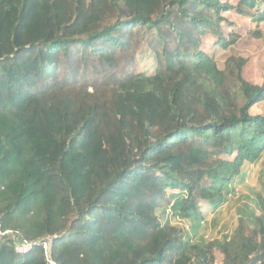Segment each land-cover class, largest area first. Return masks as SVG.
<instances>
[{"label": "trees", "instance_id": "1", "mask_svg": "<svg viewBox=\"0 0 264 264\" xmlns=\"http://www.w3.org/2000/svg\"><path fill=\"white\" fill-rule=\"evenodd\" d=\"M261 1L0 0V264H264L261 193L223 241L159 217L200 228L264 156V80L200 41L233 10L258 29Z\"/></svg>", "mask_w": 264, "mask_h": 264}, {"label": "rangeland", "instance_id": "2", "mask_svg": "<svg viewBox=\"0 0 264 264\" xmlns=\"http://www.w3.org/2000/svg\"><path fill=\"white\" fill-rule=\"evenodd\" d=\"M228 1L233 6H237L240 0ZM257 10H264V0L260 2ZM224 16L227 22L223 23L219 29L212 30L202 37L200 40L201 50L214 58L221 70H226L228 63L234 67L237 65V61L246 60L242 71L243 78L252 84L261 85L264 80V23L257 29L256 24L250 18L237 14L235 10ZM180 30L184 31V27ZM184 32H188V30ZM257 32L260 35H255ZM232 34L237 37L236 45L230 49L223 48L218 37L222 36L229 40ZM159 50L161 51V47ZM140 53L137 55L136 70L150 74L155 73L159 69V64L155 60L156 51L153 53V48L146 46ZM234 61L236 65L232 63ZM232 79L234 80V77ZM251 113L253 115L263 114L264 103L255 106ZM262 167L264 164L254 168L248 174V181L245 185L232 188L234 191L229 195L226 205L214 216H211L213 210L210 207L201 204L205 223L200 228L195 230L192 221L177 220L170 213L166 218L159 215L160 220L163 224L169 220L171 223L170 226H167L169 228L175 227L178 230L184 228L192 242L229 239L239 220H252L257 213L255 192L258 190L264 193V169ZM214 255L217 262L220 263L221 255L218 251H215Z\"/></svg>", "mask_w": 264, "mask_h": 264}, {"label": "built area", "instance_id": "3", "mask_svg": "<svg viewBox=\"0 0 264 264\" xmlns=\"http://www.w3.org/2000/svg\"><path fill=\"white\" fill-rule=\"evenodd\" d=\"M12 234L11 231H4L2 227V220L0 218V239L5 237L6 235ZM36 242L28 241V240H23L21 242H18L15 246V252L19 255H26L29 254L34 246L36 245ZM43 249L45 251V255L48 258L49 257V251H50V244L49 242H44L43 243ZM54 264V263H52Z\"/></svg>", "mask_w": 264, "mask_h": 264}, {"label": "crops", "instance_id": "4", "mask_svg": "<svg viewBox=\"0 0 264 264\" xmlns=\"http://www.w3.org/2000/svg\"><path fill=\"white\" fill-rule=\"evenodd\" d=\"M262 164H264V156H263V158L256 164V165H252V166H250V169H249V171L247 172V179H246V182L243 184V185H245L246 183H247V181H248V174L249 173H251L252 171H253V169L254 168H257V167H259L260 165H262ZM262 169H264V167H262ZM243 185H240V186H243ZM240 186H237V187H240ZM258 191V190H257ZM255 192V196H256V194H258V193H261V194H263L264 195V193H262L261 191H258V192Z\"/></svg>", "mask_w": 264, "mask_h": 264}]
</instances>
